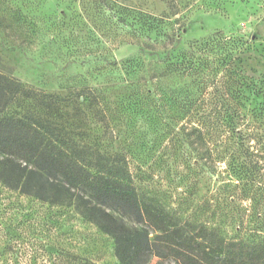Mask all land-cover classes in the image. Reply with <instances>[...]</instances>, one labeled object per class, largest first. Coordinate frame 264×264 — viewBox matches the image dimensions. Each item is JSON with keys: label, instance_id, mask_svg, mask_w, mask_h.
Wrapping results in <instances>:
<instances>
[{"label": "rangeland", "instance_id": "obj_1", "mask_svg": "<svg viewBox=\"0 0 264 264\" xmlns=\"http://www.w3.org/2000/svg\"><path fill=\"white\" fill-rule=\"evenodd\" d=\"M117 1L154 15L164 10L160 0ZM14 4L26 14L0 23V75L15 80L19 91L2 115L24 120L91 175L132 187L181 221L192 220L188 204L211 200L219 185L205 169L185 162L186 138L177 128L185 120L175 119L156 91L158 82L167 87L185 80L158 77L169 62L181 61L179 52L190 42L213 31L249 43L242 65L264 77V0H196L186 32L150 40L133 36L111 8L98 2ZM172 36L180 43L173 45ZM136 45L157 56L141 53ZM133 57L136 64L130 66L127 60ZM82 210L74 200L41 202L0 186V264H119L112 238L82 218ZM109 210L128 226L146 227ZM211 212L196 214L222 226L221 207ZM217 228L218 234L224 230ZM148 264L178 263L152 257Z\"/></svg>", "mask_w": 264, "mask_h": 264}, {"label": "trees", "instance_id": "obj_2", "mask_svg": "<svg viewBox=\"0 0 264 264\" xmlns=\"http://www.w3.org/2000/svg\"><path fill=\"white\" fill-rule=\"evenodd\" d=\"M88 1L111 8L113 17L133 36L150 40L151 35L170 38V32H186L196 0H160L164 10L158 15L117 0ZM15 2L0 0V23L26 14ZM172 42L180 43L174 38ZM136 46L147 56H157ZM248 47L241 36L213 31L190 42L186 51L179 52L181 61L169 62L158 77L185 80L167 87L158 82L156 91L163 106L174 110L175 119L185 120L177 127L186 138L185 162L194 170L205 169L219 185L211 200L188 204L192 220L181 221L173 210L147 201L132 187L91 175L24 120L2 115L19 91L15 80L2 75L0 186L41 202L74 200L83 209L81 217L112 238L119 264H148L152 257L171 258L178 264H264V77L242 65ZM197 54L203 58L196 59ZM135 61V57L127 60L130 66ZM195 188L194 184L190 190ZM219 206L224 230L218 234L217 227L222 226L201 221L196 213L204 209L214 215ZM109 209L146 227L128 226Z\"/></svg>", "mask_w": 264, "mask_h": 264}]
</instances>
